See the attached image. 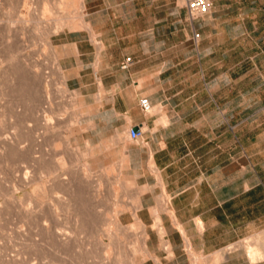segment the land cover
Returning a JSON list of instances; mask_svg holds the SVG:
<instances>
[{
    "label": "crops",
    "instance_id": "crops-1",
    "mask_svg": "<svg viewBox=\"0 0 264 264\" xmlns=\"http://www.w3.org/2000/svg\"><path fill=\"white\" fill-rule=\"evenodd\" d=\"M118 4L116 37L101 32L105 122L144 131L128 149L140 186L133 223L148 233L140 264H264V0H213L194 22L178 0ZM238 39L240 57L239 43L229 47ZM75 41L93 44L89 33Z\"/></svg>",
    "mask_w": 264,
    "mask_h": 264
},
{
    "label": "rangeland",
    "instance_id": "rangeland-1",
    "mask_svg": "<svg viewBox=\"0 0 264 264\" xmlns=\"http://www.w3.org/2000/svg\"><path fill=\"white\" fill-rule=\"evenodd\" d=\"M28 1L31 11L23 0H0V79L10 65L0 83V264H140L148 256L142 223L137 217L133 223L140 186L128 149L135 142L116 116L105 122V53L97 68L94 43L104 44L101 32L108 28L116 37L119 0H52L46 18L42 0ZM20 13L29 22L9 29L8 20ZM82 13L95 40L85 27L61 29L54 21L72 22ZM87 33L93 44L77 47L75 40ZM257 42L254 50L260 49ZM236 45L244 55L246 40L229 47ZM116 53L111 48V61ZM15 134L25 141L24 152L2 146L4 137ZM16 186L28 216L9 201ZM44 220L49 231L41 230ZM55 226L71 236L68 244L57 239ZM22 227L25 235L17 231Z\"/></svg>",
    "mask_w": 264,
    "mask_h": 264
},
{
    "label": "bare ground",
    "instance_id": "bare-ground-1",
    "mask_svg": "<svg viewBox=\"0 0 264 264\" xmlns=\"http://www.w3.org/2000/svg\"><path fill=\"white\" fill-rule=\"evenodd\" d=\"M49 1H52V0H42V2H43V4H44V10L42 11V18H46L47 17V15H46V12H47V7H46V4L47 3H49L50 4V2ZM64 0H61V2H63ZM181 2L183 1V0H180ZM54 2V1H53ZM59 3H60V1H59ZM82 3V2H81ZM82 5H84L85 6V4L83 3ZM23 6L24 7H27L28 9H29V11H31V9H30V7H29V1L28 0H23ZM42 7V8H43ZM50 10V9H49ZM48 10V11H49ZM52 11V10H51ZM49 13V12H48ZM51 13V12H50ZM57 17V16H56ZM56 17H54V19L56 18ZM28 15H26V14H22V13H20V14H18V17H17V19L15 18V19H9L8 20V25L9 24H11L10 25V27H8L9 29L11 28V26H13L14 25V23H27V21H28ZM49 19H51V18H49ZM53 20V19H52ZM56 23H58V25L60 24V28L62 29V28H64L65 26H68V27H70V28H76V27H85V28H87V29H89V31L91 32V34H92V37H93V40H95L96 39V34L94 33V31H93V29L92 28H89V27H87V25L85 24V22H84V13H82V14H79V17H78V19L77 20H73L72 22L71 21H69L68 23H65V21L63 22L62 21V19H61V17L60 18H58L57 17V19L56 20H54ZM29 22V21H28ZM40 22V21H39ZM71 22V23H70ZM38 23V22H37ZM19 26V25H18ZM23 27V26H22ZM94 43L96 44V46H97V49H98V59H97V61H96V67L98 68V66H99V64H100V55L103 53V49H104V44L102 43V42H98L97 41V39L94 41ZM18 53V52H17ZM16 56V55H15ZM11 59H13V58H10V60H7V63L9 62L10 63V61L12 62V60ZM17 60V59H16ZM22 61V60H21ZM4 60H1L0 61V65H1V67L2 66H4ZM24 63H25V61H24ZM25 64H27V62L25 63ZM8 65V64H7ZM57 66H58V69L60 70L61 69V67H60V64H57ZM9 68H10V65L9 66H7V67H5L4 69H3V71H2V74H1V79L6 75V74H8L7 72H8V70H9ZM28 69V68H27ZM19 70V69H18ZM20 70H23V69H20ZM35 70V69H34ZM30 71V70H29ZM21 72V71H20ZM26 72V71H25ZM24 72V73H25ZM28 72V71H27ZM6 73V74H5ZM36 73V72H35ZM17 74V73H16ZM19 74V73H18ZM27 74V73H26ZM29 74V73H28ZM33 74H34V72H33ZM35 75V74H34ZM34 75H32V76H34ZM35 78H36V75H35ZM1 79H0V83H1ZM33 79V78H32ZM44 80V79H43ZM65 85V84H64ZM67 91V90H66ZM155 108V107H154ZM153 108V109H154ZM158 110V109H157ZM154 111V110H153ZM160 111V110H159ZM155 112V111H154ZM154 114V113H153ZM47 122H48V124L50 125V122H51V120L49 119V120H47ZM25 125V124H24ZM23 124H22V126H24ZM24 129V128H23ZM46 129V128H45ZM16 135V134H15ZM25 141L24 140H22V138L20 137L19 138V136L17 137V135H16V137L15 138H10V137H4L3 138V140H2V146H9V148H14L16 151H19V152H24L25 151V148H26V144L24 143ZM68 144H69V142H68ZM126 156V155H125ZM124 158V162H127V158L126 157H123ZM126 158V159H125ZM126 160V161H125ZM62 161V160H61ZM59 166L61 167V168H64L65 166H66V163L65 162H60L59 163ZM85 174V173H84ZM86 176H87V174H86ZM27 177H28V175L26 176L25 175V179H27ZM22 179V181L23 180H25V179ZM62 178H64V176L62 177ZM65 179V182L67 181L66 179H68L67 177H65L64 178ZM64 179L62 180V181H64ZM21 181V182H22ZM24 182V181H23ZM24 184V183H23ZM26 185V184H25ZM27 186V185H26ZM15 187V186H14ZM13 190V189H12ZM19 190V188L16 186V188L13 190L14 192L13 193H11L10 194V197H9V201H10V203L12 204V205H17V207L21 210V212L24 214V216H28V208L27 207H25L24 206V204H23V202L22 203H18V199H17V197H16V192ZM62 199V198H61ZM61 201V200H60ZM67 202V201H66ZM10 203H8V204H10ZM11 205V206H12ZM9 206V205H8ZM136 210V209H135ZM33 210H31V212H32ZM135 216H136V214H135ZM31 217V216H30ZM57 217V216H56ZM34 218V217H33ZM138 218V217H137ZM157 218V217H156ZM25 219H27V218H25ZM139 219V218H138ZM138 219H136V221L138 220ZM46 220V219H45ZM45 220H44V223H43V226L45 225L46 226V228H42L41 230L43 231V230H45L46 229V231L48 230H50L51 228H50V226H48L47 225V221L45 222ZM26 221V220H25ZM35 221V220H34ZM116 221V224H118L119 225V220L118 219H116L115 220ZM57 223H60V222H57ZM137 223H138V225H139V223H141L140 222V219L137 221ZM136 224V223H135ZM36 225V224H35ZM42 225V224H41ZM137 225V224H136ZM49 227V228H48ZM55 227H57V228H54L55 230H54V234L56 235V237H57V239H59L61 242H63V243H66V244H68L69 243V241H71V236H69L67 233H65L62 229H61V227L60 228H58L59 226H55ZM156 227H157V229H158V232H159V234H160V238H161V240L163 241V247L165 248V249H169L170 250V246H169V244H168V242L166 241V239H165V231H164V228L163 227H161V221H160V219L159 218H157V224H156ZM20 229V228H19ZM24 228L22 227V229H20V230H17L18 232H19V234H24L25 235V233H24ZM141 230H142V228H141ZM28 231V230H27ZM53 231V230H52ZM45 232V231H44ZM141 232V231H140ZM142 233H143V235H142V238H143V245H144V251H145V254H146V256H149L150 255V253H149V249H148V246H147V237H148V233L147 232H145L144 231V227H143V230H142ZM28 234H30V233H28ZM30 236V235H29ZM26 237V236H25ZM38 238V237H37ZM36 240V239H35ZM35 243V242H34ZM15 261L14 259H11V261ZM157 260V263L158 264H161V262H160V260L159 259H156ZM14 264V263H13Z\"/></svg>",
    "mask_w": 264,
    "mask_h": 264
},
{
    "label": "built area",
    "instance_id": "built-area-1",
    "mask_svg": "<svg viewBox=\"0 0 264 264\" xmlns=\"http://www.w3.org/2000/svg\"><path fill=\"white\" fill-rule=\"evenodd\" d=\"M183 5L187 9L189 19L194 22L196 19L208 14L213 6V0H183ZM195 39L200 37V32L195 29L194 31ZM132 56H126L120 63L121 68H128L132 63ZM142 108L150 112L153 109V104L148 96L141 98ZM143 129L136 126H130L128 130L129 137L131 139H140L143 136Z\"/></svg>",
    "mask_w": 264,
    "mask_h": 264
}]
</instances>
